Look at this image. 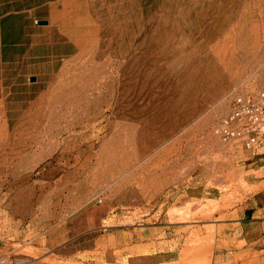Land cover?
Masks as SVG:
<instances>
[{
	"label": "rangeland",
	"instance_id": "rangeland-1",
	"mask_svg": "<svg viewBox=\"0 0 264 264\" xmlns=\"http://www.w3.org/2000/svg\"><path fill=\"white\" fill-rule=\"evenodd\" d=\"M100 12L0 72V264H264V149L216 133L264 91V0ZM51 105L67 114L47 137L31 123Z\"/></svg>",
	"mask_w": 264,
	"mask_h": 264
},
{
	"label": "crops",
	"instance_id": "crops-1",
	"mask_svg": "<svg viewBox=\"0 0 264 264\" xmlns=\"http://www.w3.org/2000/svg\"><path fill=\"white\" fill-rule=\"evenodd\" d=\"M101 2L102 0H0V72L9 68L20 74L24 65L38 59L44 49L53 46L46 40L48 34L67 33L70 24H80L77 19L71 22V18L101 16ZM5 77V73L0 74L3 82ZM91 221L93 220L88 219L87 223L90 224ZM86 228L85 232L90 226L87 225ZM82 234L83 232L74 234L72 238Z\"/></svg>",
	"mask_w": 264,
	"mask_h": 264
},
{
	"label": "built area",
	"instance_id": "built-area-1",
	"mask_svg": "<svg viewBox=\"0 0 264 264\" xmlns=\"http://www.w3.org/2000/svg\"><path fill=\"white\" fill-rule=\"evenodd\" d=\"M216 133L252 157L259 155L264 149V91L236 94Z\"/></svg>",
	"mask_w": 264,
	"mask_h": 264
},
{
	"label": "bare ground",
	"instance_id": "bare-ground-1",
	"mask_svg": "<svg viewBox=\"0 0 264 264\" xmlns=\"http://www.w3.org/2000/svg\"><path fill=\"white\" fill-rule=\"evenodd\" d=\"M81 35H82V33H81ZM85 37V36H84ZM78 38V37H77ZM86 42H87V40H86ZM78 44V43H77ZM84 44V43H83ZM84 49V48H83ZM83 53V52H82ZM86 53V52H85ZM84 53V54H85ZM80 55V54H79ZM86 55V54H85ZM82 57H83V55H82ZM109 57V56H108ZM111 57V56H110ZM112 58V57H111ZM110 59V58H109ZM75 88V86H74V84H72V85H69V87H68V93H71V90L72 89H74ZM65 94H62V93H57L54 97H52V102L53 103H58L59 104V107H63L64 105H66L67 103H68V99L69 98H64L63 96H64ZM74 95V94H73ZM66 96V95H65ZM66 114H67V112H63V113H58V110L57 109H55V107L54 106H52L51 105V107L50 106H48L46 109H45V111L44 112H40L38 115H36V117H39V119H40V121H38V119H36V120H32V127L34 128V131H36V130H40V132H41V130L42 129H47V131H48V133H47V137H53V136H56V135H54L55 133H54V127H56V126H58L62 121H63V117L64 116H66ZM95 116V115H94ZM93 116V117H94ZM26 118H28V116H26ZM78 119V118H77ZM85 120V119H84ZM79 121V120H78ZM78 121H76V122H78ZM72 122V121H71ZM72 123H75V122H72ZM72 123H70V124H72ZM68 125H69V123H68ZM74 128V127H73ZM43 133V132H42ZM59 133V132H58ZM57 133V134H58ZM38 134H39V131H37L35 134H32V135H29V141L28 142H37V143H41V144H43L42 142V140H37V136H38ZM47 139V138H46ZM49 139H51V138H49ZM49 141V140H48ZM110 141V140H109ZM111 142V141H110ZM36 143V144H37ZM45 143V142H44ZM50 143V142H49ZM112 143V142H111ZM113 144V143H112ZM30 145V144H29ZM45 146H46V143H45ZM44 146V147H45ZM36 148V147H35ZM116 148V147H115ZM40 149V148H39ZM34 150V149H33ZM38 150V149H37ZM39 152L40 151H38V154H39ZM29 153V152H28ZM35 153H37V152H35ZM30 154V153H29ZM33 154V153H32ZM25 155V154H24ZM24 155H22V156H24ZM21 156V155H20ZM35 156V155H34ZM34 156H32V157H34ZM25 157V156H24ZM27 157V156H26ZM36 157V156H35ZM29 158V157H28ZM21 159V158H20ZM26 160V159H25ZM32 160V159H31ZM20 161V160H19ZM27 161H29V160H27ZM23 163V162H22ZM20 164V163H19ZM22 165V164H21ZM2 166V165H1ZM13 166V165H12ZM22 167V166H21ZM14 171V170H13ZM105 175V174H104ZM103 175V176H104ZM153 177V176H152ZM104 178H105V176H104ZM149 178V177H148ZM151 182V181H150ZM143 183V182H142ZM154 184H156V183H154ZM144 190H146V189H144ZM141 194H143V193H141ZM143 196V195H142ZM145 198V197H144ZM188 237V236H187ZM205 239V238H204ZM200 243V242H199ZM205 243V242H204ZM208 243V242H207ZM185 245V244H184ZM188 246V245H187ZM193 246V245H192ZM172 252H173V250H172ZM178 257V256H177ZM177 263V262H176ZM175 263V264H176ZM178 264V263H177Z\"/></svg>",
	"mask_w": 264,
	"mask_h": 264
},
{
	"label": "water",
	"instance_id": "water-1",
	"mask_svg": "<svg viewBox=\"0 0 264 264\" xmlns=\"http://www.w3.org/2000/svg\"><path fill=\"white\" fill-rule=\"evenodd\" d=\"M31 80H34V78H32Z\"/></svg>",
	"mask_w": 264,
	"mask_h": 264
}]
</instances>
